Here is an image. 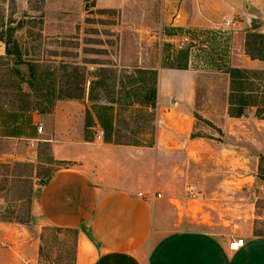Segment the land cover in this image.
<instances>
[{
    "label": "rangeland",
    "instance_id": "rangeland-1",
    "mask_svg": "<svg viewBox=\"0 0 264 264\" xmlns=\"http://www.w3.org/2000/svg\"><path fill=\"white\" fill-rule=\"evenodd\" d=\"M178 9L175 0H0V35L3 40L9 36L11 52L20 54V59L7 56L0 42V264H74L77 235L88 232L56 229L33 219L40 187L72 166L71 153L85 155L77 149L80 143L103 141L94 115L98 106L113 107L114 143L151 147L159 112L155 101L154 106L144 101L148 90L157 88L150 74L177 70L179 64L199 73L191 136L213 140L201 158L186 165L178 160L190 169L176 175L181 190L172 186L171 169L161 175L159 201L171 209L173 200L192 226H198L201 214H217L227 205L230 213L233 207L234 213L251 216L253 232L264 235V155L245 151L251 136L264 141V120L258 122L255 109H246L232 134L230 127L221 133L202 117L220 116L219 103L209 104L228 99L225 71L242 65L237 55L248 29L238 24L223 28L222 19L208 28L173 31L171 20ZM225 16L240 19L230 12ZM183 31L195 41L186 60L168 43ZM31 64L36 66L34 87L28 81ZM76 78L84 90L82 98L58 100L72 92L68 83ZM53 91L55 96L50 95ZM131 100L142 105L129 107ZM37 127L43 129L40 135ZM225 136L237 139L238 156L217 145ZM33 139L41 141L31 147Z\"/></svg>",
    "mask_w": 264,
    "mask_h": 264
},
{
    "label": "crops",
    "instance_id": "crops-1",
    "mask_svg": "<svg viewBox=\"0 0 264 264\" xmlns=\"http://www.w3.org/2000/svg\"><path fill=\"white\" fill-rule=\"evenodd\" d=\"M175 2L181 17L176 22L171 20V26L184 30L208 28L223 19L222 27L229 21L230 25L247 28L237 55L242 65L236 68L264 71V61L251 60L244 51L246 34H264V0ZM229 12L240 15V19L225 16ZM156 73L159 121L153 145L80 143L77 149L85 155L75 157L71 153L72 166L43 183L33 202L32 218L56 228L88 232V238L82 231L77 235L74 264H264V235L253 232L251 216L234 213L233 207L230 213L229 206L224 205L217 214H201L198 226H192L173 200L170 209L156 197L163 184L161 175L169 174V169L173 188L181 190L183 183L176 175L188 174L190 169L185 165L192 158H201L213 140L191 136L197 115L193 112L199 104L195 86L199 73L190 69H159ZM164 77H168L166 86ZM218 103L219 117L200 115L225 133L242 117L228 116L227 98L211 100L209 105ZM231 132L234 134V129ZM260 138L251 136V144L245 149L249 155H264ZM236 141L233 136L230 140L225 136L217 145L238 156ZM163 159H171V163L162 165ZM181 159L185 165L178 161ZM234 238L244 243L231 251L228 244Z\"/></svg>",
    "mask_w": 264,
    "mask_h": 264
},
{
    "label": "trees",
    "instance_id": "trees-1",
    "mask_svg": "<svg viewBox=\"0 0 264 264\" xmlns=\"http://www.w3.org/2000/svg\"><path fill=\"white\" fill-rule=\"evenodd\" d=\"M173 31H181V29H176ZM0 42H3L5 46V54L7 56H13L17 59H20V54L17 52H11L10 44L11 39L9 36L3 40V37L0 35ZM245 54L251 60L264 61V34L257 32L248 33L245 36L244 43ZM182 59L186 60L188 56V50L178 52ZM35 65L31 64L29 66V85L34 87L36 83V72ZM172 68V67H171ZM177 70H186V65L179 64L176 66ZM16 71V70H15ZM16 75L19 73L16 71ZM229 76V95H228V111L227 114L231 118H241L246 109L253 108L255 109V116L260 120H264V71L263 70H247L239 68H231L225 71ZM153 76V81L156 83L157 73L152 71L150 74ZM99 85H103V82H98ZM97 83V84H98ZM68 85L73 89L72 92H69L67 95L57 99H70V100H79L82 98L84 90L79 88V81L76 78L75 83H68ZM53 86V85H52ZM56 92L53 91L50 95L55 96ZM144 101L151 105H155V90L151 89L144 96ZM111 105L115 103L113 101L109 102ZM134 105H142V102L131 100L128 104L129 107ZM113 107L112 106H98L94 112L95 118L103 130L104 137L103 141L105 143L117 144L112 141V133L114 127V118H113ZM93 122L86 125V128L92 127ZM139 146V145H134ZM61 229V228H56ZM70 230V229H69ZM73 230V229H71ZM76 232V230H74Z\"/></svg>",
    "mask_w": 264,
    "mask_h": 264
},
{
    "label": "built area",
    "instance_id": "built-area-1",
    "mask_svg": "<svg viewBox=\"0 0 264 264\" xmlns=\"http://www.w3.org/2000/svg\"><path fill=\"white\" fill-rule=\"evenodd\" d=\"M180 17H181V15L178 12L175 13V15L172 18V22L178 21L180 19ZM229 26H230V22L224 21L223 28H228ZM171 29L176 30L179 28L172 25ZM168 43L171 45L172 49L178 53V52L187 50L191 44L194 45L195 41L192 39L190 32L183 31L180 34H176V35L171 36V39L168 40ZM36 131H37L38 135H40L42 133L43 129H42V127H37ZM101 136H102V132L99 133L98 139H100ZM37 141H41V140H38V139L29 140L31 147H33L34 143ZM156 197L161 198V195L158 193V194H156ZM196 197H197V195H192L193 199H195ZM243 243H244L243 239L234 238L229 242L228 248L231 251H236L243 246Z\"/></svg>",
    "mask_w": 264,
    "mask_h": 264
}]
</instances>
